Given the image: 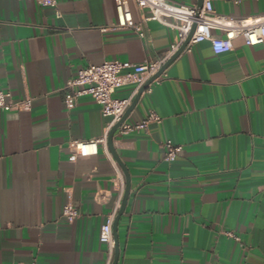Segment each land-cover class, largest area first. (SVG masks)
Wrapping results in <instances>:
<instances>
[{
  "label": "crops",
  "instance_id": "obj_1",
  "mask_svg": "<svg viewBox=\"0 0 264 264\" xmlns=\"http://www.w3.org/2000/svg\"><path fill=\"white\" fill-rule=\"evenodd\" d=\"M57 3L0 0V90L32 100L29 112L0 109V264H106L100 235L122 206L121 165L131 190L117 225V264H264V44L238 37L221 55L209 41L192 45L125 121L155 111L161 124L115 134L121 165L101 144L71 160V143L100 140L110 119L90 97L69 110L67 83L105 62L163 60L178 34L144 22L148 14L132 4L144 39L115 28L113 0ZM212 4L218 15L264 18V0ZM133 92L126 86L114 97ZM168 141L183 148L173 161L162 148ZM68 204L80 212L74 222L63 217Z\"/></svg>",
  "mask_w": 264,
  "mask_h": 264
},
{
  "label": "built area",
  "instance_id": "obj_2",
  "mask_svg": "<svg viewBox=\"0 0 264 264\" xmlns=\"http://www.w3.org/2000/svg\"><path fill=\"white\" fill-rule=\"evenodd\" d=\"M43 7L57 9V0H33ZM116 6L118 23L116 29L133 30L141 39L147 35V27L144 22L156 21L163 26L175 30L178 34V43L171 47L166 57L160 61H149L144 64L135 65L126 62H105L101 66H89L80 70L77 76L71 79L65 88V103L67 108L73 109L83 97H90L101 107L102 114L109 118L106 135L98 141L71 143V160L77 156L97 154L99 144L107 146V137L110 130L123 118L133 102V98L154 77L163 65L181 48L187 40L192 28L195 32L186 49L194 44L209 41L215 54L221 55L230 52L233 41L242 37L248 46L264 44V18L239 19L216 14L213 9L212 0H204L202 8L180 4L176 0H113ZM131 4L139 11L148 14L142 23H136L133 19ZM214 32L220 35H214ZM158 79L155 80V82ZM134 86L133 95L126 99L114 97L117 90ZM0 109L5 112H29L32 109V100L26 98L15 102L10 92L0 90ZM162 118L155 112L150 111L146 116L134 124L124 122L119 129L121 134L147 131L151 125H159ZM165 158L173 161L182 152V146L172 142L162 145ZM119 200L114 212L109 216L106 224L102 227L100 240L109 248L106 264H112L115 250L113 237V223L118 209ZM80 212L71 204L63 209V217L69 222L79 218Z\"/></svg>",
  "mask_w": 264,
  "mask_h": 264
},
{
  "label": "water",
  "instance_id": "obj_3",
  "mask_svg": "<svg viewBox=\"0 0 264 264\" xmlns=\"http://www.w3.org/2000/svg\"><path fill=\"white\" fill-rule=\"evenodd\" d=\"M203 2L204 0H199L198 1V8H202L203 6ZM196 27L194 26L187 38V40L185 41V43L181 46V48L163 65V67L161 68V70L154 76L152 77L145 85L144 87L138 92L133 104L130 106V108L127 110V112L125 113V115L123 116V118L120 120V122H118L109 132L108 138H107V145L108 148L112 154V156L114 157V159L119 163V159L114 151L113 148V140H114V136L117 133V131H119L120 127L122 126V124L126 121V119L128 118L129 114L133 111V109L135 108V106L137 105V103L139 102L143 92H145V90H147L148 86L153 83L156 79H159L161 77V75L165 72V70L168 68V66L175 61L186 49L187 45L189 44L192 36L194 35ZM120 164V163H119ZM121 165V164H120ZM121 168L123 169L125 176H126V191L123 197V202H122V206L121 209L119 211L118 216L115 219L114 225H113V235H114V239H115V258L113 261V264H117L118 262V258H119V248H118V239H117V225L119 222L120 217L122 216L123 212L125 211L126 205H127V201L129 198V193L131 190V183H130V178L129 175L127 174V172L125 171V169L123 168V166L121 165Z\"/></svg>",
  "mask_w": 264,
  "mask_h": 264
}]
</instances>
